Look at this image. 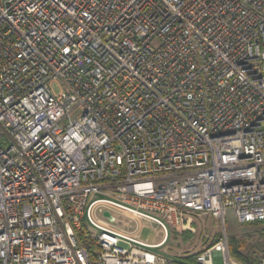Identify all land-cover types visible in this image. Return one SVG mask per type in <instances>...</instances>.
Instances as JSON below:
<instances>
[{"label":"built area","instance_id":"built-area-1","mask_svg":"<svg viewBox=\"0 0 264 264\" xmlns=\"http://www.w3.org/2000/svg\"><path fill=\"white\" fill-rule=\"evenodd\" d=\"M229 210L264 223V0H0V264H243Z\"/></svg>","mask_w":264,"mask_h":264},{"label":"rangeland","instance_id":"rangeland-1","mask_svg":"<svg viewBox=\"0 0 264 264\" xmlns=\"http://www.w3.org/2000/svg\"><path fill=\"white\" fill-rule=\"evenodd\" d=\"M52 89L55 94H59L61 92V86L59 83H53ZM226 223L229 240L230 237L235 236L244 243V247L241 249L242 253H244L245 255H248V253H250V256L253 259L264 258V256L261 257V253L256 252L255 249L248 251V246H254L258 242L264 243V238L262 237V234L264 232V224L241 225L239 224L234 213L231 210L227 212ZM146 225L149 229L145 230L143 239L151 244L159 242L162 239L161 231L156 230V227L154 225L150 226L148 223H146ZM207 226V232L210 236V240L214 242L217 241L221 236V232L218 229V224H215V221L210 219ZM196 238V236H193L189 233H184L182 235H177L175 233L170 244L176 248L188 250L194 247ZM214 263H222V258L216 257L214 259Z\"/></svg>","mask_w":264,"mask_h":264},{"label":"trees","instance_id":"trees-1","mask_svg":"<svg viewBox=\"0 0 264 264\" xmlns=\"http://www.w3.org/2000/svg\"><path fill=\"white\" fill-rule=\"evenodd\" d=\"M257 224H264V223H257ZM256 225V224H252ZM262 237L264 238V232L262 234ZM229 247H230V252L233 258L238 260L239 262L243 264H257L260 258L253 259L250 256V253L248 255H245L244 253L241 252V249L244 247V243L239 240L237 237L233 236L230 237L229 240ZM256 250V252L261 253V257L264 256V243L258 242L254 246H248V251L249 250ZM184 262L189 263V264H195L194 259H183Z\"/></svg>","mask_w":264,"mask_h":264}]
</instances>
